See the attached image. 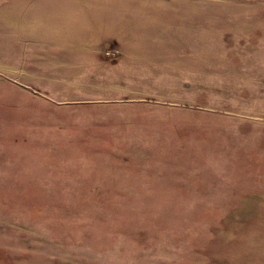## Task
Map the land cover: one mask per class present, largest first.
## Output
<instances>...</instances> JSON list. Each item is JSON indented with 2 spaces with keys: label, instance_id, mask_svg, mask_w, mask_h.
<instances>
[{
  "label": "rangeland",
  "instance_id": "374dc122",
  "mask_svg": "<svg viewBox=\"0 0 264 264\" xmlns=\"http://www.w3.org/2000/svg\"><path fill=\"white\" fill-rule=\"evenodd\" d=\"M143 6L198 11L197 73L164 96L0 11V264H264V0Z\"/></svg>",
  "mask_w": 264,
  "mask_h": 264
},
{
  "label": "crops",
  "instance_id": "0c3cea01",
  "mask_svg": "<svg viewBox=\"0 0 264 264\" xmlns=\"http://www.w3.org/2000/svg\"><path fill=\"white\" fill-rule=\"evenodd\" d=\"M143 1L4 0L0 11H23L27 38L57 49V62L78 63L83 78L102 79L106 65L130 94L164 96L197 73L198 11H145ZM109 48L117 59L105 57Z\"/></svg>",
  "mask_w": 264,
  "mask_h": 264
},
{
  "label": "built area",
  "instance_id": "2783aa9c",
  "mask_svg": "<svg viewBox=\"0 0 264 264\" xmlns=\"http://www.w3.org/2000/svg\"><path fill=\"white\" fill-rule=\"evenodd\" d=\"M103 54L110 59H117L120 55L119 49L109 48L103 51Z\"/></svg>",
  "mask_w": 264,
  "mask_h": 264
}]
</instances>
